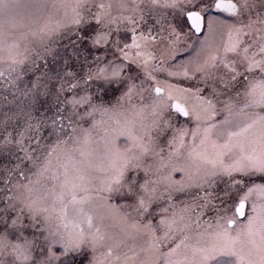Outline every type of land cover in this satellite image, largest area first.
Returning a JSON list of instances; mask_svg holds the SVG:
<instances>
[{"label": "snow or ice", "instance_id": "1", "mask_svg": "<svg viewBox=\"0 0 264 264\" xmlns=\"http://www.w3.org/2000/svg\"><path fill=\"white\" fill-rule=\"evenodd\" d=\"M0 264H264V0H0Z\"/></svg>", "mask_w": 264, "mask_h": 264}]
</instances>
